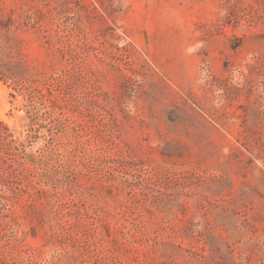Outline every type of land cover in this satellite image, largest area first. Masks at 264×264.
I'll return each instance as SVG.
<instances>
[{"label":"rangeland","instance_id":"374dc122","mask_svg":"<svg viewBox=\"0 0 264 264\" xmlns=\"http://www.w3.org/2000/svg\"><path fill=\"white\" fill-rule=\"evenodd\" d=\"M0 264H264V0H0Z\"/></svg>","mask_w":264,"mask_h":264}]
</instances>
